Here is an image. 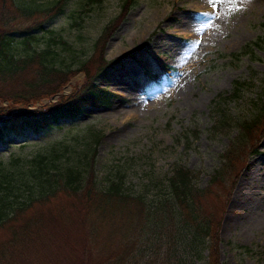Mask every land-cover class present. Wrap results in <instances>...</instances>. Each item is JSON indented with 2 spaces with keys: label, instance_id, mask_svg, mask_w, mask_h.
<instances>
[{
  "label": "rangeland",
  "instance_id": "rangeland-1",
  "mask_svg": "<svg viewBox=\"0 0 264 264\" xmlns=\"http://www.w3.org/2000/svg\"><path fill=\"white\" fill-rule=\"evenodd\" d=\"M123 1L63 0L59 12L48 13L55 0H0V34L12 38L16 57L49 49L48 58L59 69L87 61L83 70L70 73L60 94L28 108L89 88L114 94L109 104H82L74 126L58 127L44 140L99 133L93 157V176L101 181L97 186L118 171L129 191L141 190L149 179L164 182L178 166L193 171L196 185L204 189L203 208L221 217L220 262L264 264V124L247 137L238 127L262 102L264 0H135L121 16ZM37 23L43 30L33 31L27 46L20 32ZM141 44L134 57L95 77L102 65L97 67L99 54L113 61ZM24 74L26 81L31 73ZM13 84L0 82L4 89ZM11 104L24 106L0 100L3 111ZM9 142L10 148L0 152L6 159L21 153L18 145L24 143ZM79 200V193L64 192L25 217L46 219L41 235L53 240V264H72L84 243ZM19 221L2 228L0 246L10 243ZM17 257L14 264L51 261ZM9 258L0 264H10Z\"/></svg>",
  "mask_w": 264,
  "mask_h": 264
},
{
  "label": "trees",
  "instance_id": "trees-1",
  "mask_svg": "<svg viewBox=\"0 0 264 264\" xmlns=\"http://www.w3.org/2000/svg\"><path fill=\"white\" fill-rule=\"evenodd\" d=\"M62 2L55 0L48 13L59 12ZM134 2L123 1L121 16ZM41 30V23L35 29H24L20 32L22 42L28 46L34 38L33 31ZM260 39L253 44L259 46ZM11 42L8 33L0 34V82L15 83L12 88L0 86V100L24 106L14 108L11 104L6 111L0 107V152L10 148L11 140L21 139L24 143L18 145L21 153H9L7 159L0 153V231L7 224L19 220L20 224L8 239L10 243L0 246V259L9 258L10 251V264H14V256L27 254L36 260L49 257L53 264L57 254L52 249L53 240L41 235L46 219L25 217L33 207L45 205L61 193L73 192L80 195V240L84 243L72 264H222L221 217L203 208L204 189L196 185V173L178 166L164 182L149 179L141 190L129 191L123 173L118 171L107 177L104 185L97 186L101 181L93 176V157L99 133H76L49 143L44 139L58 127L74 126L84 112L82 104H109L114 94L107 88H89L79 95L59 96L50 105L38 103L35 108H28L26 105L60 94L70 73L83 70L87 61H82L77 69H59L48 58L49 49L16 57L10 51ZM142 46L113 61H106L104 54H99L97 67L102 65L96 67L95 77L115 64L121 66ZM27 71L31 76L25 81ZM239 124L244 137L264 124V89L257 113ZM29 137L39 139L30 143ZM29 144L39 145L30 153H23ZM253 153H257L255 148ZM214 176H219V171ZM38 229L42 230L40 235ZM54 264L62 263L56 260Z\"/></svg>",
  "mask_w": 264,
  "mask_h": 264
}]
</instances>
